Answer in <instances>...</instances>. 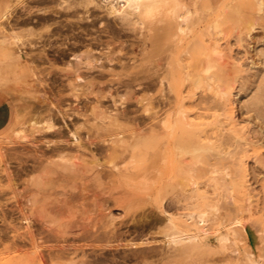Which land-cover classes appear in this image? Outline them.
<instances>
[{"label": "rangeland", "instance_id": "1", "mask_svg": "<svg viewBox=\"0 0 264 264\" xmlns=\"http://www.w3.org/2000/svg\"><path fill=\"white\" fill-rule=\"evenodd\" d=\"M79 1L69 0L74 5ZM6 2H16L5 24L8 29L11 28V34L7 30L9 38L13 40L11 48L16 53L20 50L28 53V63L8 67L6 60L0 58V105L6 103L10 108L9 122L0 130V264H83V260L99 258L100 262L96 264H264V0H172L170 5L166 4L163 16H178L181 8L187 6L193 8L194 16H214L223 20V33L219 37L221 40H218L219 49L216 50L221 55V60L217 59L222 62L218 63L219 69H223V72L228 69L229 72L227 75L224 73L226 77L222 76L224 81L220 84L223 86L218 84L223 98L227 96V101L224 99V104L220 101L215 103L208 91L192 97L195 101L185 98L184 104L187 111L191 112L188 119L196 123L191 128L194 132H184L183 135H177L180 132L174 130L176 126H173L180 104L179 84H172L170 80L173 79L170 78L164 83L155 80L150 83L149 89L147 85L150 78L146 77L161 74L163 67L144 59L138 45L128 46L118 53L122 63H131L125 68L117 63L113 71L97 68L86 72L84 69L86 75H97V81L106 87L105 97L99 102L101 107L93 110L92 107L98 103H94L96 100L92 95L81 92V96L73 95L72 86L68 80L65 81L66 66L63 63L42 62L40 58L41 54H45L43 48L52 52L59 45L63 40L59 36L62 32L64 36L69 34V24L79 17L78 12L80 16L87 15L83 6L77 5L78 9L76 6L66 7L65 4H59L60 0H0V10ZM91 8L93 11L88 15L92 14L93 18L108 16L100 9ZM79 9L82 10L77 11ZM25 16L34 20L48 16L51 19L47 24L51 23L48 27L25 26ZM62 24L67 26L62 28ZM203 26L204 23H201L200 27ZM46 39L49 44H53L52 47ZM216 50L215 54H219ZM201 60L204 64L201 56L186 60L185 63L193 68H201ZM128 83L137 91L133 97L126 96L124 86ZM214 86L217 87V84ZM107 87H111L112 94ZM211 99L214 104H211ZM219 106L221 108H217ZM97 109L104 113L100 114ZM111 113L119 116L113 124L109 118ZM214 115L221 119L217 117L215 122L211 121ZM221 120L223 124L219 126L223 127L228 138L232 137V145L230 155L218 158L211 151H199L195 141L199 140L196 142L199 147L202 138L200 133L202 136L218 134L214 123H221ZM13 121L19 126L21 123L20 127L26 129L23 132L25 138L8 136L7 130ZM33 123H37L36 127H32ZM49 124L53 126L48 128ZM209 125L210 128L207 127ZM199 127L203 128L202 131ZM72 131H78L83 144L93 143L90 146L94 150L98 146L101 148L97 158L102 168L108 170L116 165L118 169L125 170L128 167L130 177L120 178V181L116 180L110 185L106 183L99 189L103 198H110L112 193L124 189L128 201L125 207H132L133 215L124 217L121 208L111 204L107 210L112 211L111 216L104 219L95 207L84 208L80 204L83 197H93L92 189L96 184L74 179L59 163L57 147L65 144V139L70 140L68 135ZM191 133H195L198 139ZM154 136L156 141H153ZM180 136L183 138L180 139ZM190 138L195 140L194 143ZM112 139L117 142L113 143ZM194 145L198 151L193 150ZM238 154L245 155L246 172L243 179L237 174V163L240 161ZM87 156L90 159V155ZM209 163H214L220 169L225 166L234 168L231 180L234 184L231 197H234L230 198L229 204H221V207L218 204L219 207L213 209L219 218L222 217L223 225L215 222L207 228L212 239L205 247L176 254L175 245L169 244L170 238L162 233V223L147 232L145 240L138 239L135 244L123 241L116 246L103 235L104 231L119 224L123 230L128 225L134 229L132 219L139 220L145 213L163 218L159 214L161 206L168 207L171 204L170 212L178 214L179 205L175 200L183 199L196 186L204 188L208 180V175L201 178L186 175L182 172L183 167L190 165L204 168ZM25 166L33 167L28 174L23 170ZM31 177L33 180L40 179L38 186L32 185ZM241 179L243 190L240 191L238 184ZM192 193L194 195L196 190ZM33 198L38 200V204H27ZM186 208V211L194 210L190 204ZM40 210H62L68 216L66 219L73 224L68 227H48L38 219ZM27 213L31 216L30 225H25L23 220ZM228 228L230 236L223 245L218 234H224ZM31 236L35 239L33 242L29 239ZM152 246L166 257H154L148 261L123 258L133 253L148 254ZM33 253H36L35 256ZM252 253L258 263L252 262Z\"/></svg>", "mask_w": 264, "mask_h": 264}, {"label": "bare ground", "instance_id": "2", "mask_svg": "<svg viewBox=\"0 0 264 264\" xmlns=\"http://www.w3.org/2000/svg\"><path fill=\"white\" fill-rule=\"evenodd\" d=\"M171 1L172 0H80L78 3L75 2L76 4L74 5L72 2H69V0H60L59 4L63 6L65 4L66 7L67 5L69 7L76 6V8L77 5L83 6L87 15L80 16L78 12L77 16L79 17L75 16V18L77 17L78 19L76 18L75 20H72L69 24L70 32L66 30L67 32H69V34L65 36L63 32L60 35L58 34L59 36L63 37V40L59 42V45L56 48H54L52 52H49L47 48H43L42 52L43 53L45 52V54L42 55L40 53L41 54L40 58L43 59L42 62L45 61V62H53V63H57V62L63 63L66 66L64 67L66 68L65 75L67 78V79L65 78V81L68 80L69 84L72 86L73 95L78 96V94H80L79 92H81L82 94L83 93L87 94L88 96L92 95L95 98L94 100H96V101L92 100V102L94 101V103L95 102L98 103L97 106L92 107L93 110L94 108L96 110V108L101 107L99 106V102L103 96L105 97L106 87L100 81L99 82L97 81L96 79L98 78L97 75L96 76L91 74L86 75L84 69L86 70V72L87 70H92L97 68L100 70L108 68L113 71L117 63L118 64L121 63L120 65H122V67L125 68L131 65V63L129 64L122 63L121 57L118 55V53L126 49L128 46L138 45L139 48L141 49L142 54L144 55V59L150 62L154 61L158 66L163 67L162 68L163 72L161 74L155 76H152L151 74L146 77L147 79L150 78L147 85L149 89L151 86L150 83L155 80L157 81L159 80L161 83H164L170 78L173 79V81L170 80L171 83L177 82L179 84L180 87L179 94L181 97L179 96L180 104L177 107L175 119L173 121L175 125L173 124L170 125V123L169 125L176 126V129L174 130L180 132L177 135H180L184 132H189V131L191 132L193 131V129H191L193 128L192 127L193 123L196 122H194L195 120L192 122L191 119H188L189 118L188 114L191 112L187 111L186 108L187 106H185L186 104H184L185 103L184 101L187 100L185 98L189 97L191 98V101H193L194 99H192V97L204 93L205 91H208V93H210L213 96L211 97L215 99V103H218L217 101H220L219 103L224 104L225 102L224 99L227 97L224 96L223 98V95L221 93L222 89L220 90V86L222 87L223 84L220 83L224 81L222 79V76L226 77V75L229 72H227L228 69L226 70V72L225 71L223 72L222 71L223 69H219L220 67H218L219 65L218 63H222V62L220 61L218 62L217 59L221 60V55H220V51L216 50L218 43H220L218 42V40L219 39L221 40V38L219 37L223 33V23H222L223 20L221 17H214V16H194L193 8L187 6H183L181 8V12L178 16H163V11L166 4L170 5L169 3ZM15 3L6 2L5 6L0 10V33L2 34L0 37V58H2V60L3 59L6 60L8 67L9 66L12 67L14 64L16 65L17 63L24 65L28 63V59L26 57L28 53L23 52V50L20 49H19L20 52L18 51L19 53H16L13 50V48H11V45L13 44L12 42L13 40L10 39L7 34L8 32L10 33L11 28L10 29L7 28L6 22L8 23V20L10 19L12 9L15 6ZM91 7L100 9L102 12L104 11L108 16H95L93 18L91 16L92 14L88 15L90 12L93 11L91 10L92 9ZM80 10L82 9H79L77 11ZM29 12L30 11H28V14ZM137 13H140L141 16H134ZM51 16L54 17L53 15ZM34 19L27 17L24 18L23 25L48 27L49 24L51 23L50 22L49 24H47L51 19L48 16L38 17V19H36L37 21ZM55 23H57V21H55ZM201 23H204L203 28L200 27ZM65 26L67 25L62 24V28ZM198 28L200 29L198 30ZM7 30L9 31L7 32ZM48 39H46V41ZM50 45L52 47L53 44H49V46ZM217 49H219V47ZM215 50L219 54H215ZM214 55L218 57L220 56V58L215 57ZM200 56L201 58L203 57V61H204L203 62L204 64L201 63L202 60L199 63V65L200 64L202 65V67L200 65L201 68H196V66H194L193 68V66L185 63L186 60L190 61L191 59H196ZM222 66L225 67L224 65ZM218 70L220 73L218 72ZM224 73H226V75H224ZM225 77L224 79H226ZM135 79H139V78H135ZM215 84H217V87L214 86ZM218 84L220 86H218ZM107 88L108 91L112 94L111 87H107ZM183 88L185 90H183ZM124 89L127 94L126 95L127 97H133L137 93V91L133 89L130 83L126 84V86H124ZM79 96H81V94ZM213 99H211V101ZM222 100L223 102H221ZM225 100L227 101V99ZM205 101L204 103H206ZM212 103L214 104V100L211 102V104ZM217 108H221V107L219 106ZM97 111L99 110L97 109ZM99 112L100 114L104 113L102 110ZM118 117L119 116L115 115L114 113H111L109 115L110 123L114 121L116 122ZM217 117L215 116L213 117V119L210 120L215 122L214 121L215 118L217 119L220 118L219 116ZM192 119H195V117L192 116ZM211 121H209L208 123L211 124L210 123ZM10 124L11 125H9V128L7 130L9 137L12 136L13 138L14 137L25 138V135H23L25 128L20 127L21 123L20 126L17 125L16 121L15 122L13 121ZM36 124L37 123H33L32 127H36ZM219 124H223L222 120L221 123L218 122L214 123L216 130L218 129L219 132L218 134L215 135L208 134L202 136V133H200L202 137L199 143L200 148L197 146L198 143H196L197 141H199L197 140L198 138L196 136V134L198 133L196 132H195L196 134L191 133V135H194L196 137L197 141L191 140V138L190 140L193 141V143L195 141V145L199 149V151L208 150L211 151V154L213 152L215 157L221 158L223 156L226 157L227 155L231 154V151L229 149L232 145L231 144L232 137L228 138L226 131H224L223 127L221 128ZM16 125L17 127H15ZM203 125L205 126L206 124ZM52 126L53 125L51 124L47 125L48 128H51ZM106 126L108 127V125ZM207 127L210 128V125ZM101 128L103 127L101 126ZM196 128L198 129V127ZM197 129L194 130L197 131ZM201 129L203 128H200V130ZM150 131L153 132L154 129L151 128ZM150 131L149 133H151ZM208 131L210 130L208 129ZM208 131H205V133ZM77 132L72 131L71 134L68 135L69 137H71L70 140L65 139L66 141L65 144L62 145L58 144L59 146L57 145L58 146L57 155L59 157L58 160L60 159L59 163L62 165L63 169L68 174L73 175L74 179H80L82 183L93 181L94 184H96V187L92 189L93 197L92 198L88 196L83 197L82 202L80 204L84 208L95 207V210L99 211V214L104 219H107L108 217L111 216L112 211L107 212L111 204H113V206H117L118 208H121L120 212L121 215H123L124 217L127 215L130 216L132 214L131 213L132 207L130 208L125 207L128 201L126 199L127 197L125 196L126 191L125 192L123 191L124 189L117 190V192L112 193L110 195V198H103L102 192L99 189L100 186L106 183L109 184L116 180H119L120 178L127 176L130 177L131 175L130 170H128V167L125 170L118 169L116 165L113 166V168L109 167L110 169L108 170L102 168V164L99 163L97 158V154H100L102 151L101 148L99 146L96 147L95 148L97 150L96 151L90 146L93 143L89 144L88 142V145L83 144V142L81 141L82 138H80L79 136L80 134L78 135ZM189 136L190 134L187 135V137ZM90 138L88 140H92ZM179 138L182 139L183 137L181 138L180 136ZM158 139H160V136L158 137ZM180 139L178 140L180 141ZM154 140L156 141V137L153 139V141ZM85 142L87 143V141L84 140V143ZM112 142L116 143L117 141L112 139ZM195 145L193 146L194 149L192 147L191 149L198 151V149L195 148ZM87 155H90L89 156L90 159H87L88 157ZM238 155L240 161H238L237 163L238 164L237 174L239 175V177L241 176L243 179L244 173L246 172L245 169L246 161L244 159L245 155L244 154L243 155L238 154ZM235 163L236 161L234 160V164ZM208 165H209L208 167H204V168L202 167L196 168L190 165L187 166V168L183 167L182 172L185 173L186 175H191L194 178L197 177L201 178V176L203 177L204 175H208L207 177L208 180L206 181L207 183L206 182L204 183L203 185L204 188H200L199 186H196L195 189L196 193L194 195L192 192H194L195 190H193L192 192L190 191L191 193L186 194L183 199L175 200V203L179 205L177 210H180V212L178 214L173 215L170 212L171 204H169L168 207L161 206L159 214L161 213V215L164 216L163 218L154 217L144 212L146 215L140 217L139 220H137L136 218L132 219L134 222V229H132L131 226L128 225L126 226L127 229L123 230L121 224H119L118 226L115 225L111 230L104 231L103 235H105L110 242L116 243V246L121 245L120 243L123 241H128L135 244L136 243L135 241L138 239L145 240L146 239L145 237L148 236L147 232H150L153 228H156L158 224L162 223L164 224L162 233H165L166 236L170 238L169 244L175 245L174 251L176 254H180L181 252H185V251H191L192 249L199 247H205L206 244L209 243V241L212 239L211 234L208 233L207 228L211 227L215 222H218L220 226L223 225L222 217H220L221 218L220 219L218 216L219 214L218 215L215 214L213 209L215 207H219L218 204H220L221 207V204L228 203L230 201V198L234 197V195L231 197L232 195L231 192L234 188V184H232L231 180L235 172L234 168L231 167L225 166L224 168L220 169L217 168V166L214 163L213 164L209 163ZM31 168L25 166L23 170H25L26 174H28L27 172H29ZM32 172L34 171L32 170ZM183 173H181V175H183ZM31 179L32 180L30 182H32V185L34 186L39 185L40 179L33 180L32 177ZM242 179L239 180L240 183L238 184L240 191L243 190ZM116 187L114 186V188ZM122 188L123 187H121V189ZM263 188H264V184H263ZM196 195L197 197H195ZM33 196H34V192H33ZM28 203L34 206L38 204V200L35 198L29 199L27 201V204ZM188 204L192 205L194 207V210L189 209L188 211H186L188 209L186 208ZM224 206L225 207L223 208L226 209V205ZM30 217L28 213L27 215L24 214L23 220L24 223H26L25 225H30V223H32ZM66 217L68 216L62 210L56 212L55 211L46 212L44 210H40V213L38 215V219L48 227L55 225L59 227L71 226L73 223L70 222L71 220H67ZM108 223H105V225L109 226ZM226 231L227 232H225L224 234L223 232L218 234V238L223 245L226 244L230 236V229L228 228V230L226 229ZM69 232L72 233V231ZM33 238L34 237L32 236L29 237L31 241L33 240ZM126 245H131V244L127 243ZM150 249L151 251L148 252V254L139 255L133 253L130 255H126L123 258L127 260L130 258L131 259L142 258L143 261H148L149 259L154 257L161 256V259L166 257L162 251H157V247L152 246L150 247ZM35 254L33 256H35ZM251 256L252 257L250 258L252 262L254 263L259 262L258 259L253 257L254 253H252ZM99 260L100 258L96 260L95 259L93 260L88 259L85 261L83 260V264H96L100 262Z\"/></svg>", "mask_w": 264, "mask_h": 264}, {"label": "crops", "instance_id": "3", "mask_svg": "<svg viewBox=\"0 0 264 264\" xmlns=\"http://www.w3.org/2000/svg\"><path fill=\"white\" fill-rule=\"evenodd\" d=\"M10 108L9 105L3 103L0 105V130L3 129L9 122Z\"/></svg>", "mask_w": 264, "mask_h": 264}]
</instances>
